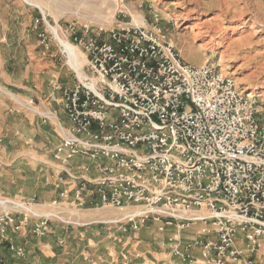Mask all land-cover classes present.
I'll return each instance as SVG.
<instances>
[{
	"label": "built area",
	"instance_id": "1",
	"mask_svg": "<svg viewBox=\"0 0 264 264\" xmlns=\"http://www.w3.org/2000/svg\"><path fill=\"white\" fill-rule=\"evenodd\" d=\"M135 1L114 0L116 15L109 28L71 22L65 29L83 60L84 76L72 70L74 85L51 82L49 98L69 121L67 128L58 121L63 138L54 159L60 165L88 159L97 176L87 175L89 167L80 174L54 167L58 189L66 182L74 187L63 188L51 206L61 207L73 194L75 207L82 210L90 199L94 207L121 211L120 219L107 223L124 233H137L150 222L161 233L200 224L185 245L178 235L171 240L176 264H264V109L259 96L214 64L186 63L160 16L154 14L145 24L130 6ZM39 37L50 51L46 33ZM8 205L0 204V264L6 244L15 256L25 255L8 238L33 215ZM50 217H37L35 236L46 235Z\"/></svg>",
	"mask_w": 264,
	"mask_h": 264
},
{
	"label": "rangeland",
	"instance_id": "2",
	"mask_svg": "<svg viewBox=\"0 0 264 264\" xmlns=\"http://www.w3.org/2000/svg\"><path fill=\"white\" fill-rule=\"evenodd\" d=\"M30 1L33 4L24 0H0V138L10 137L13 127L14 132L18 131L17 122L28 123L26 132L31 134L33 126L30 123L38 117H43L41 120L48 121L58 131V120L46 117L49 111L65 127L69 126L61 106L49 98L51 82L58 79L74 85L77 80L49 24L58 26L62 39L79 54L65 36L68 23L75 22L78 27L91 24L109 28L116 15L114 0ZM139 4L143 5V12H149L152 7L153 12L164 17L165 30L186 63L218 66L221 72L234 77L241 88L259 96L264 109V0H140ZM38 5L44 8V13ZM37 20L40 24L36 27ZM135 20L138 21L136 15ZM42 32L49 39L50 51H45L41 44L39 35ZM45 138L46 144L42 142L40 153L47 159L50 155L47 134ZM59 138L57 134L51 150L58 145ZM0 145L4 146L5 141ZM51 155L53 159L49 158L46 163L27 157L14 163L0 161V175L6 176L3 182L6 194L0 198L7 199L0 200L10 201L9 204L19 202L30 207L33 213L23 229L11 232L10 240L8 238L12 245L24 248L25 255L15 256L6 244L2 248L3 264H170L157 260L155 255H172L168 245L174 236H180L185 245L187 238L192 239L198 233L200 224L182 231L167 228L161 233L151 222L137 233L129 229L124 233L119 225L107 223L122 217V212L114 208L89 204L80 210L70 200L59 208L52 207L50 203L56 196L55 188L58 189L53 165L58 163H55L54 152ZM62 166L78 174L82 167H89L87 175L97 176L95 164L88 159L77 158ZM62 177L66 182L67 175L62 174ZM67 183L62 188L73 186ZM8 208L19 213L25 210L13 205ZM3 209L0 206V211ZM17 216L21 218L22 215ZM38 216L50 217V233L47 231L43 237L33 233ZM51 224L69 228L65 237L62 233L59 237L62 243L59 239L55 241L62 251L55 259L47 251L38 250L53 247ZM175 260H171L173 264Z\"/></svg>",
	"mask_w": 264,
	"mask_h": 264
},
{
	"label": "crops",
	"instance_id": "3",
	"mask_svg": "<svg viewBox=\"0 0 264 264\" xmlns=\"http://www.w3.org/2000/svg\"><path fill=\"white\" fill-rule=\"evenodd\" d=\"M139 2H140V0H136L135 2L131 3L130 6H131L132 9H136V13L141 15L144 18V23L148 25V24L151 23L152 17L156 13L153 12L152 7H151L149 12H143V10H142L143 9V5L139 4ZM160 25H161V27L164 30L166 29L165 27L167 26V23L164 21V17L163 16H161ZM51 108H52V106H51ZM49 113L51 114L50 111H49ZM42 118L38 117L36 121H32V123H30L33 126L32 130H31V132H32L31 134H27V132H26V126H29L28 123L24 122V123H19L18 124V122H17V124H15V125L17 126L18 131L14 132V127H13V129L11 130V133H10V137L4 136V137L0 138V144L4 143V141H5V145L4 146L0 145V161L2 163H6V162L14 163V162H16V161H18L20 159H23V158L25 159L26 157L28 159L30 158L31 160L36 161V162H40V161L43 160L44 163H46L45 161H48L49 158L53 159V155H51V152L53 154L55 148L61 143L62 138H63V134L61 133L60 130H58L59 131L58 132V131H56L55 128L53 129L52 125L48 121L41 120ZM50 119L55 120V121H56V119L58 121L60 120L59 118H57L55 116H54V118H50ZM7 126H10V123ZM20 131H21V134H20ZM46 134L48 135V138H47L48 143H47V145H49V147H50V151H49L50 155L48 156L47 159H45L44 156H41V153H40V151H41V149L43 147L42 146L43 145L42 142L44 143L46 141V138H45ZM57 134H59V136H60V138H59L60 142L58 143L57 146L54 147L53 150H51V147L53 146L52 143L56 142V140H57ZM45 144H46V142H45ZM28 146H31V147L29 148ZM16 148H17V150H15ZM53 167H62V168H64L60 164L59 165L58 164H54ZM75 172H77V171H75ZM55 173H56V171H55ZM5 177H6L5 175H0V178H2V179H0V183H1L0 184V195L6 194V192L4 190V186H3V182H4V178ZM56 177H57V173L55 175V179H56ZM55 179H54V183L56 182ZM73 187H74V185L71 186L69 189H72ZM39 189H40V187H39ZM55 190L56 191L54 192V194L56 196H55L54 200H57V199L60 198V194L62 193L63 188L62 187L59 188V189L55 188ZM0 199L7 200L6 198L5 199L0 198ZM54 200H52V202ZM67 200L68 201L70 200V203L74 204L73 194H71L70 197ZM87 200H88L87 202H88V205H89V200L90 199H87ZM52 202L50 203V205L52 204ZM51 225L53 226V228L51 230L52 233H51L50 237H51V240H53V247L46 246V247H42V249L39 248L38 250H41L43 253L47 251L48 255L51 258L55 259L57 257V254H60L62 252L61 250H58V246H57L55 241L59 239L61 233L63 234L62 236L65 237L66 236L65 234H68V232H69V228L66 229L65 226L61 227L58 224H51ZM64 228L66 230H64ZM48 233H50V230L48 231ZM10 235H11V233H10ZM189 239H191V238H187L185 241H188ZM9 240H10V238H9ZM62 242H63L62 240L59 241V243H62ZM195 254L199 257V251L198 250H195ZM155 258L157 260H160V261L161 260L162 261L166 260L170 264L174 263V262L171 261L173 259L171 254H168V255H166V254L155 255ZM258 259H259V262H263V258L259 257ZM175 261H176L175 263H179L177 260H175Z\"/></svg>",
	"mask_w": 264,
	"mask_h": 264
},
{
	"label": "bare ground",
	"instance_id": "4",
	"mask_svg": "<svg viewBox=\"0 0 264 264\" xmlns=\"http://www.w3.org/2000/svg\"><path fill=\"white\" fill-rule=\"evenodd\" d=\"M25 2H27L28 4H33L30 0H24ZM35 6V5H34ZM37 6V5H36ZM38 7L42 10V12L44 13V8L40 5H38ZM53 35L56 37V39L58 40V42L61 44V46L64 48L65 50V53L68 57V64L69 66L71 67L72 70H74L78 77L80 79L83 78L84 74H83V71H82V65H83V60L80 58V55L74 50V47H71L70 44H67V42H65L62 37L60 36V33H59V27L58 26H51L49 24V26ZM68 41V40H67ZM74 46V45H73ZM69 67V68H70ZM31 110H33L34 112H38L35 108H32ZM48 115V116H46ZM46 117L48 118H54V115L51 113H46ZM50 116V117H49ZM5 202H10V201H2L0 200V204L3 205ZM12 203H15V204H11V205H15L17 207H19L20 209L23 208L27 211H31L30 208H28L26 205L24 204H21L19 202H12Z\"/></svg>",
	"mask_w": 264,
	"mask_h": 264
}]
</instances>
